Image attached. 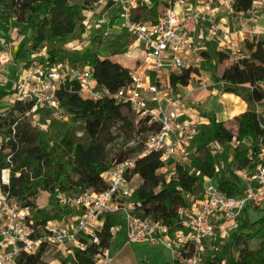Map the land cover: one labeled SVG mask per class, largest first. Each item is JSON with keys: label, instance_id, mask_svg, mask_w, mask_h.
I'll use <instances>...</instances> for the list:
<instances>
[{"label": "trees", "instance_id": "16d2710c", "mask_svg": "<svg viewBox=\"0 0 264 264\" xmlns=\"http://www.w3.org/2000/svg\"><path fill=\"white\" fill-rule=\"evenodd\" d=\"M95 0H0V35L12 27L19 35L25 31L31 35L29 50L39 51L43 46L55 40L71 39L75 31L83 25V14L90 10ZM139 2L133 12V22L155 23L168 7L166 0H147ZM257 0H231L229 7L234 13L249 11ZM132 42L135 38L132 37ZM131 42V43H132ZM129 43V44H131ZM94 46H105L108 54L99 55L85 52L79 56H68L73 66L89 65L98 84L117 91L130 82L132 70L109 59L110 56L123 54L126 44L116 46L109 37L97 34L92 39ZM243 47L247 57L238 63L230 62L228 53L215 50L203 52L216 71L220 64L228 62L223 71L213 76L221 84L224 94H233L247 104V110L229 120H217L212 117L209 130L201 133L192 146L198 155L193 156L188 166L176 164L174 176L168 178L162 171L165 165L157 153H152L136 161L134 168L126 173L129 181L138 176L141 184L131 194V200L140 203L139 211L164 226L170 235L182 229L179 210L189 208L188 196H194L202 189L204 178L215 181L218 188L227 195L242 191V183L233 169H244L250 164L247 154L264 148V116L255 106L264 105V39H246ZM26 49L21 44L15 54L18 59ZM53 47L47 50V65L62 63L65 58L59 56ZM67 62V61H66ZM65 62V63H66ZM31 62L27 64V67ZM197 69L170 73L168 86L177 88L187 86L197 75ZM13 94L12 87L10 90ZM56 98L63 113L68 115L72 125H81L88 141L75 138L71 132H64L57 138H45L31 121L34 102L13 100L12 104L0 112V200L15 202L21 207L32 210L35 223L45 226L70 214L58 201L60 194L76 192L101 193L107 189L102 178L103 172L116 163L133 157L141 149L130 148L113 158L107 156V146L117 139L112 129L119 126V131L131 135L156 130L144 119L137 118L127 105L116 103L111 98L100 100L83 99L79 87L70 80L60 85ZM39 109H36L38 111ZM232 124L233 128L226 125ZM246 141L248 148L241 147ZM236 142L238 147L232 159H224L226 167L217 163V158L208 145L216 143L224 146ZM201 154V155H200ZM218 169V170H217ZM6 178L4 179V173ZM47 193L50 202L47 207L38 205L41 193ZM239 219V229L230 235L228 248L212 257L206 258L205 264H223L228 259V251L236 249L227 264H264V215L251 224L244 218ZM120 225L114 217H108L97 235L99 244H91L86 250L73 252V264H97V256L110 247L111 230ZM259 241L257 248L250 243ZM233 249V250H234ZM46 247H40L34 254H22L16 264H46L43 256ZM62 264H66L63 262Z\"/></svg>", "mask_w": 264, "mask_h": 264}, {"label": "built area", "instance_id": "2783aa9c", "mask_svg": "<svg viewBox=\"0 0 264 264\" xmlns=\"http://www.w3.org/2000/svg\"><path fill=\"white\" fill-rule=\"evenodd\" d=\"M141 1L148 2L95 0L90 8L93 13L103 8L109 11L106 14L109 17L103 15L96 20L97 31L101 32L97 34L110 37L111 25L120 21L119 27L143 48L142 61L132 70L127 86L112 92L97 83L89 65H47L34 61L12 82L15 100L34 102L33 111L46 110L54 120L68 118L59 107L56 91L70 80L79 87L83 99L111 98L116 103L127 105L137 118L144 119L156 130L147 132L143 148L132 158L116 163L103 172L102 178L107 184L105 191L58 195L60 204L70 212L63 218V223L52 221L45 226L37 225L30 208L0 200V264H16L22 254H34L43 246L67 252L86 250L91 244H99L97 232L108 217H118L120 224L123 223L127 244L163 247L171 252L177 247L172 264H205L202 260L205 242L212 240L224 227L232 232L238 230L239 219L246 211L264 209V148L258 152L256 160L253 152L247 154L250 164L246 168L233 169L243 186L240 193L227 195L215 181L204 178L200 205L179 210L182 229L173 238L166 235L168 230L159 222L144 217L139 211L140 203L131 200L133 191L126 173L134 168L138 159L157 153L166 165L175 155L186 157L200 134L196 123L181 120V115L194 91L205 88V81L197 73L185 87H163L159 82L160 73L166 71L169 76L170 73L198 67L201 56L194 38L199 24H208L213 33H221L232 63L247 57L243 42L256 35L254 28L231 33L213 21L209 8L188 13L182 7L183 0H166L168 7L155 23L133 22V12ZM177 7L179 10H176ZM0 45H6L2 36ZM194 80L200 81L198 86L193 85ZM7 82L0 61V87ZM179 88H185L186 92L180 95L177 93ZM117 227L111 230V240L118 231ZM96 260L97 264H112L110 248L103 249Z\"/></svg>", "mask_w": 264, "mask_h": 264}, {"label": "rangeland", "instance_id": "374dc122", "mask_svg": "<svg viewBox=\"0 0 264 264\" xmlns=\"http://www.w3.org/2000/svg\"><path fill=\"white\" fill-rule=\"evenodd\" d=\"M264 1V0H263ZM198 2V3H197ZM231 0H183L182 7H192L190 10L198 11L205 10L206 8L211 9V16L213 17V21L216 23H222L225 25L231 33H236L237 31L247 30L251 28H255L257 37H264V19H261L259 15L256 13L255 3L253 7L245 12L246 14L236 16L233 15L231 9L229 8ZM257 6V5H256ZM198 7V9L196 8ZM176 10H179L177 7ZM224 14L223 17H220V11ZM165 11L161 10V14ZM109 13L106 8L100 9L96 13L91 12L90 10L84 12L83 14V25L79 27L71 39L60 41L55 40L45 46H43L39 51L32 52L29 49L24 52L22 55L21 61L18 64L19 69L21 70V74L27 71L32 65L27 67V64L31 62H37V64H46L45 61L48 58L47 50L50 47L58 50L59 56L65 58V61L59 64L72 65L69 63L68 56H79L85 52L90 54L97 53L99 55L108 54V51L105 46H94L92 44V39L97 35V33H101L97 31V27L95 26V22L101 16H107ZM118 14V13H117ZM258 16V17H257ZM220 18V19H218ZM115 20L113 19V22ZM113 24V23H112ZM120 21L111 25V35L109 37V41L116 44V46H120L122 44H126L127 48L123 54L113 55L116 56L115 59L119 62L131 67L132 70L136 69L143 58V48L139 42H132V37L125 33L119 26ZM200 25V24H199ZM202 27V26H201ZM200 30V26H198ZM203 29V27L201 28ZM9 31H12L13 35H3L6 40V45H0V51H7L8 45L14 41V35L16 28L12 27ZM200 34V31L196 34L194 38V44L198 49V53L201 56V62L198 64V67L195 66V69L198 70L200 77L205 81L206 92H210L207 101L204 100V103H193V112L192 115L194 120L196 121V125L200 128L201 133H206L209 130V119L211 114L218 119L223 120L226 116L223 104H227L230 102L227 96L224 95L222 91V85H217L213 76L219 74L224 66L228 62H224L222 65L218 66L216 71L212 70L211 64L205 56L203 52L209 51L215 44L214 42H209L205 38V35ZM30 37V36H29ZM28 37V38H29ZM221 41V37L217 36ZM239 39V38H237ZM29 39H26V42ZM132 42V43H131ZM131 43V44H129ZM29 46V45H28ZM29 48V47H28ZM110 56V57H113ZM109 57V59H110ZM67 61V62H66ZM66 62V63H65ZM5 64V63H4ZM57 64V63H56ZM4 69L6 67H3ZM21 74L8 73L7 75V83H4L0 87V112L7 109L13 102L14 97L11 94V88L7 87L8 83H10L16 79H18ZM159 82L166 87L168 85V73L166 71H162L159 75ZM200 81L194 80L193 85H199ZM192 106V103H190ZM256 110L264 116V105L258 104L255 106ZM31 121L36 126L38 130L43 134L45 138L52 137L57 138L61 136L64 132H71L74 134L75 138L80 141L87 142L88 137L83 132V127L81 125H72L70 119H62L61 121H57L52 119L51 115L46 110H38L32 111L31 113ZM228 128H233L232 124L226 125ZM113 134L117 136V139L107 146V156L108 158H113L121 152L127 153L130 148H139L142 149L144 146V142L147 138V132L138 133L137 130L131 135H125L119 131V126H115L112 129ZM250 146V142L246 141L241 147L248 148ZM238 147L236 142H232L229 144H225L224 146L218 145L216 143H211L208 145V149H212L214 155L217 158V163L222 168L226 167V163L224 159L233 156L235 152V148ZM186 157H181L179 155H175L162 169V171L166 174L168 178L174 176V169L176 164H182L183 166H188L190 159L198 155L196 152V147L193 145L189 148ZM201 155V154H200ZM4 179L6 178V172L4 173ZM140 180L137 178L133 180L130 184L131 190L134 191L139 187ZM203 196V189L199 190L197 194L194 196H188V204L189 208L198 207L201 203ZM50 202L49 195L45 192L41 193L38 200V205L40 207H47ZM264 215V209L261 208L255 209L253 212L246 213L244 218L248 221L249 224L256 221L258 218ZM118 220V217H116ZM58 223H63L64 220L61 218L57 220ZM118 231L115 233V237L110 242V251L113 257L112 264H172L175 261L176 252L178 248H174L173 252L167 250L163 247H150L147 245H131L126 243L125 232L123 228V223H121L117 227ZM232 231H228L226 227L219 233H217L212 240L204 243V252L202 255V260L205 261L206 258L212 257L215 254H218L223 251L224 248H228L231 243L230 235ZM166 235L168 237H172L170 233L167 231ZM259 246V241H253L250 243L251 248H257ZM234 249V248H233ZM230 249L228 251V259L232 254H235L236 249ZM73 252L63 251L57 248H47L46 253L43 256V261L46 264H62L65 262L66 264H73ZM228 259H226L223 264L228 263Z\"/></svg>", "mask_w": 264, "mask_h": 264}, {"label": "crops", "instance_id": "0c3cea01", "mask_svg": "<svg viewBox=\"0 0 264 264\" xmlns=\"http://www.w3.org/2000/svg\"><path fill=\"white\" fill-rule=\"evenodd\" d=\"M254 7H255L256 13L259 15V17L261 19H264V1L263 0H257L255 2V6ZM184 8L186 9V12H188V13L191 12V11H194V10H190V8H192V7H184ZM196 8L198 9V7H196ZM219 13H220V17H223L224 14L222 13V10ZM232 13H233V15H236V16L242 15V13H234L233 11H232ZM243 14H246V13H243ZM213 17H215V16H213ZM218 19H220V18H218ZM218 24H220L223 28H225V25H223L221 22L218 23ZM199 26H200V30H199L200 31V34L205 35V38L207 39V41L214 42V44H215L212 48H210V50H211L210 53H212L215 50H223V48H225L223 41H221L219 38H217V36H220L221 39H222V36H221V33L220 32L213 33L210 30L208 24H200ZM201 26L203 27V29H201L202 28ZM12 33H13L12 31H8L7 32V35H11L12 36L13 35ZM14 33H15V35L13 36L14 37V41L12 43H10V45H8L7 51L6 50H5V52L4 51H0V61L3 64V67H6L5 68L6 76L8 75V73L21 74V70L19 69L18 64L21 61L22 55L24 53L18 59L15 58V54H16V52H17V50H18V48H19V46L21 44H25V46H26L25 51H27L29 42H26V39H30V37H31V35H29V33H27V31H25L23 33V35H19L18 32H17V30ZM3 35H6V33H4ZM3 35H0V36H3ZM254 38H256L257 40L264 39V37L261 38V37H257V36H255ZM206 52H209V51H206ZM115 57L116 56L110 57V60L113 61V62L119 63L122 66H124V67L132 70L131 67H129V66H127V65L119 62L118 60L115 59ZM220 65H222V64H220ZM223 69H222V71H223ZM10 81L11 82L8 83V85H7L8 88L9 87L10 88L12 87V82L13 81L12 80H10ZM217 85L220 86L221 84H217ZM185 92H186V89L185 88H179L177 90V93H179L180 95H183ZM209 93L210 92H208V91L206 92V90L204 91V89L201 90V88L200 89H196L194 91V93H193L192 98H190V99L187 100L186 110L181 115V120L187 121L189 123L190 122H194L195 123L196 121L194 120V117L192 115L193 106L195 105L193 103H198V104L199 103H204V100L207 101L208 96L210 95ZM224 95L227 96L231 100H230V102H228L225 105L223 104V106H222L223 109H224V112L226 114V116L223 118V120L232 119L233 117H235V116H237V115H239V114H241V113H243L244 111L247 110V104L243 100H241L239 97L231 94L230 96H234V98L232 100V98H230V96H228V94H224ZM190 103H192V106L190 105ZM212 117H214L213 114H211L210 119ZM210 119H209V121H210ZM220 121H222V120H220ZM137 178L139 179L138 176H134L132 178L131 182L133 180L137 179ZM140 184H141V180H140ZM140 184H139V186H140Z\"/></svg>", "mask_w": 264, "mask_h": 264}, {"label": "bare ground", "instance_id": "6f19581e", "mask_svg": "<svg viewBox=\"0 0 264 264\" xmlns=\"http://www.w3.org/2000/svg\"><path fill=\"white\" fill-rule=\"evenodd\" d=\"M231 94H228V96H230ZM230 98H232V100H233V98H234V96H230ZM236 100V99H235ZM239 104V103H238ZM236 111V110H235ZM236 113V112H235Z\"/></svg>", "mask_w": 264, "mask_h": 264}]
</instances>
